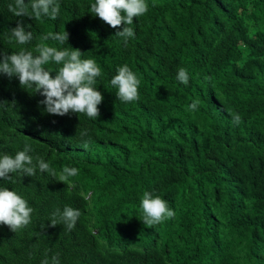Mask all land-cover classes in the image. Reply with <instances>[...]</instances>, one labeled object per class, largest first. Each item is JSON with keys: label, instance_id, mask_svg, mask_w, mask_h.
I'll return each instance as SVG.
<instances>
[{"label": "trees", "instance_id": "obj_1", "mask_svg": "<svg viewBox=\"0 0 264 264\" xmlns=\"http://www.w3.org/2000/svg\"><path fill=\"white\" fill-rule=\"evenodd\" d=\"M12 2L0 0V59L37 44L78 48L101 68L103 100L97 119L49 114L34 87L0 74V155L27 142L34 163L78 169L66 183L39 168L0 178L34 209L15 233L0 224V264H51L54 255L59 264H264V0H146L127 45L115 36L123 24L91 13L95 0H57L55 20L16 17ZM21 22L30 44L8 40ZM63 31L64 44L43 40ZM125 64L140 80L137 101L122 102L111 85ZM61 66L44 65L53 76ZM193 100L198 110L188 111ZM145 191L175 217L144 225ZM66 205L81 212L71 231L50 224Z\"/></svg>", "mask_w": 264, "mask_h": 264}, {"label": "clouds", "instance_id": "obj_2", "mask_svg": "<svg viewBox=\"0 0 264 264\" xmlns=\"http://www.w3.org/2000/svg\"><path fill=\"white\" fill-rule=\"evenodd\" d=\"M8 11L16 17H30L39 20L42 16L52 20L57 19L60 5L57 0H13L8 4ZM29 8L31 11H29ZM91 13L98 16L102 21L118 29L123 24L122 30H117L116 37L122 38L125 45L128 39L134 37V30L130 25L134 18L142 16L148 11L146 0H95L90 6ZM8 40L19 45L30 44L33 40L31 31H26L22 22L9 30ZM51 38L64 44L69 39L66 31L52 33L43 36V40ZM81 51L71 46L59 50L56 47L37 44L34 50L21 48L11 55L3 54L0 59V74L9 78L16 76L20 86L23 88H35V92L44 97L39 103L45 106V111L49 114L64 116L72 113H85L91 119H97L100 115L98 105L101 104L103 96L96 90V77L101 75V68L93 59H81ZM49 62L62 65L53 76L51 71L44 67ZM116 75L111 79V85L117 89L116 95L122 102H132L139 99L138 86L140 80L127 64L118 66ZM176 79L187 85L189 83L188 71L180 67L177 71ZM210 80V77H205ZM3 103H0L2 105ZM199 101L193 100L187 106L188 111H197ZM232 122L238 126L242 118L238 113L232 114ZM86 132L81 133V137L86 136ZM90 141L85 140L82 147L86 150ZM29 143L25 142L22 151H18L14 156L9 154L0 155V178L12 180L13 173H21L22 176H34L37 168L41 172L47 171L53 177H57L60 182L66 183L70 176H76L78 169L65 166L62 171L57 172L50 168L49 163L39 157L33 162V157L29 155L32 151ZM69 188L75 187L68 185ZM87 199V197H85ZM143 211L144 225L151 227L154 224L175 217V211L168 207L167 202L158 195H153L145 191L140 201ZM34 211L28 202L15 191H10L7 187L0 186V224L7 225L14 233L27 227L31 223V213ZM81 216L79 209L65 206L63 210L56 209L51 216L50 224L55 227L62 224L64 228L71 231ZM41 264H49L46 258ZM51 264H59L58 256L51 258Z\"/></svg>", "mask_w": 264, "mask_h": 264}]
</instances>
